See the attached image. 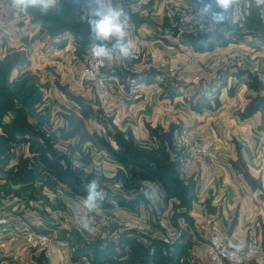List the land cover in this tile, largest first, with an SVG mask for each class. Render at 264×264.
Segmentation results:
<instances>
[{
  "label": "rangeland",
  "instance_id": "obj_1",
  "mask_svg": "<svg viewBox=\"0 0 264 264\" xmlns=\"http://www.w3.org/2000/svg\"><path fill=\"white\" fill-rule=\"evenodd\" d=\"M67 1H70L69 5L73 4L77 8L73 9L74 16L69 15L65 8L61 7ZM208 2L210 0H111L110 6L119 5L131 17L125 29V39L131 51L127 58L114 53L111 60H104L95 68L98 62L89 51V45L93 41L88 39L89 26L84 15V10L91 0H55L49 7L50 10L43 14L38 9L21 11L15 6L14 0H0V90L4 91L7 100H10L5 111L3 108L0 109L5 112L0 116V123H9L6 127L0 124V141L9 147V151L6 152L0 149V160L2 155L13 153L14 143L7 141L8 136L16 137L15 132H26L27 135L36 137L41 141V145L50 150V155L62 163L65 171L74 177L77 184L87 188L93 179L99 178V189L107 193L122 197L130 189L149 202L154 201V195L142 185L146 179H136L134 183L138 185L137 188H126L108 175L109 161L105 158L120 163L102 145L100 139L117 150L118 146L111 135L119 132L126 140L131 137L138 150L145 152L161 147L158 138L160 133L170 132L172 146L166 151L168 155H178L181 169L194 157L211 155H256V161L260 163L264 155V134L260 135V139L255 138L256 144L249 145L250 148L238 143L227 145L220 141L218 127L220 118L226 116L228 109H239L237 114L239 116L264 98V0H235L223 24L214 23L211 13L206 14L202 11ZM30 11L37 13V16L51 18L56 23L68 27L70 31H62L51 23H34ZM32 25H40L41 29L30 37L29 28ZM71 31L83 35L87 38L86 41L78 44ZM63 35L73 39L70 50L60 56L45 57L40 45L44 41L49 42ZM193 37L205 43L196 46L204 47L203 50H196L195 46L190 44V38ZM246 38L260 41L263 49L251 51L236 47L237 41ZM228 39L229 42L223 45L226 47L223 51H220L223 46L207 48L208 44ZM114 42L115 38L104 43L111 48ZM30 63L37 68L31 69ZM226 72L229 76L224 78ZM111 74L115 78L108 80L107 77ZM138 76L140 78L153 76L158 79L153 84L157 91L152 97L154 103L144 117L140 116L138 103L133 102ZM113 84L125 94L126 89H129L128 97L134 107L123 110L118 102L110 106L109 96L112 95L114 100L121 97L116 93ZM52 88L65 94L75 106L68 104L72 106L71 109L63 108L62 112L58 111L50 124L44 123L41 114L43 111L47 114L48 107L45 106V110L35 112L33 106H29V97L32 96V101L36 99L37 103L43 105L45 94ZM77 88L79 95L75 92ZM22 89L24 93L20 92L16 97L18 94L16 92ZM173 96L177 97L173 99ZM53 99L51 95V100L47 97L44 101L52 110L57 104ZM174 100L179 103L178 106L169 104V101L173 103ZM114 105L115 110L112 108ZM76 106L79 107V112L82 107H87L88 113L83 119L79 116V128L75 124L78 121L74 116ZM55 108L61 110L62 107L55 105ZM260 109L262 117L255 129L257 132L264 131V105ZM156 110L157 112L153 114ZM192 112L197 118H193ZM64 116L67 119L63 121ZM191 121L195 125L199 123L198 121L200 125L207 123L211 129L207 127L202 134H198L200 131L192 134L182 127L184 123ZM65 122L68 127L66 133L61 136L60 129L65 127V124L63 126L61 123ZM143 127L148 134L146 140L140 137ZM149 128L158 129L159 135L152 138ZM20 129L24 131L20 132ZM240 135L243 136L244 133L241 132ZM186 155L193 156L186 162L185 158L188 157ZM121 167L133 169L123 164ZM12 170L13 168L8 169L0 176V195L5 194L3 191L7 188L12 191L18 190L13 189L8 178ZM246 176L252 180V195L256 194L259 195L258 198L264 199V188L260 181L250 174H245L247 179ZM153 179L150 178V181ZM29 197L47 200L52 213L62 215L58 216L65 227L62 231L85 244L104 242L106 238L104 235L117 236L118 231L128 232L125 231L128 223L136 226L132 233L143 236L146 231L145 223L130 221L124 215H116L107 207L99 206L89 211L84 204L78 203L74 196H70L68 190L44 196L32 188ZM11 208L13 207L10 203L0 205V229L8 224V215L3 217V213H9ZM25 210L29 212L27 206ZM27 219L23 220L34 222L29 217ZM161 220L169 227H176L168 218L160 217L157 219L159 228ZM80 221L87 227L81 226ZM24 223L17 233L21 239L14 241L17 243L16 246L12 245L14 242L1 243L0 240V264H48L47 255L52 241L61 230L36 234L29 222ZM38 223L39 220H35V225ZM97 227L100 228L99 235H93L88 231L89 228ZM244 228H247V234L251 236L246 242L251 244L250 246L258 247L260 252L242 249L239 245H242V242L237 239H234L236 245L229 247L241 257L240 264H262L264 225L244 224ZM160 231L163 238L164 231L161 228ZM257 231H260V235L256 234ZM219 234L227 239L226 231ZM28 235L33 236L32 241L27 240ZM114 240L117 239L111 241ZM15 248H20L22 252L31 249L35 254L30 258L26 254H12Z\"/></svg>",
  "mask_w": 264,
  "mask_h": 264
},
{
  "label": "crops",
  "instance_id": "obj_2",
  "mask_svg": "<svg viewBox=\"0 0 264 264\" xmlns=\"http://www.w3.org/2000/svg\"><path fill=\"white\" fill-rule=\"evenodd\" d=\"M40 29V25L30 26L29 36L36 35ZM72 42V37L63 35L49 42L44 41L40 47H42L44 56L48 58L53 55L60 56L61 54H65V52L70 50ZM235 44L238 48L241 47L251 51L263 49L260 41L251 38L242 39ZM225 49L226 47L223 46L220 48V51ZM32 63L29 64L30 68L36 69L37 67L32 66ZM232 75L234 76L235 74L233 73ZM224 76V78H227L229 73L226 72ZM113 77L115 78V76L111 74L107 78L111 80ZM136 78L137 85L135 86L136 90L133 96V102L135 101V103H138L140 116L144 117L145 115L147 116L148 110L152 108V104L154 103L152 97L155 93L157 94V91L153 87V84L157 82L158 79L153 76L146 78H140V76H138ZM120 80L124 82L122 79ZM145 84L147 86H144ZM112 86H115L116 93L121 95V97L118 99L115 98L114 100L113 97H111L112 95L109 96L108 103L110 102V106L118 102L123 110L130 109L132 106L134 107V105H131L130 97H128L130 94L129 89H126L127 94H125L120 92L116 88V85L113 84ZM75 92L79 95V88H77ZM51 95L54 97L53 100L57 101L55 105H61V110L60 108H55V105L52 110V107H50L48 103L44 104L47 97L51 100ZM176 97L177 96H173L172 98L175 99ZM45 99L43 100V105L37 103L33 106L35 112L45 110V106L48 107V109H46L47 114L45 111L41 113L43 114L44 123L49 122L51 124V119L54 118V115H57L56 113H58V111L62 112L63 108H72V106L68 104H74L67 99L65 94L63 95L55 88L50 89L49 93L45 94ZM176 100L172 101L173 103L169 101V104H173L174 107L178 106L179 103H177ZM163 101L164 100L161 102L162 104ZM156 104L157 102H155V105ZM112 108H116L115 105ZM260 110L261 109L252 114V116L243 119L237 115L239 109H228L225 114L226 116L220 118L219 121L220 141L227 145H235V143H238L244 147L256 144V139H260V135L264 134V131L257 132V130H255L257 126H259L258 124L262 117ZM74 111L76 113L74 116L78 118L75 124L76 127L79 128V116L82 117V119L84 116L81 109L79 112V107L76 106ZM154 112H157V110L153 111V114ZM192 115L194 119L197 118L194 112H192ZM157 118L156 120H158ZM66 119L67 117L64 116L63 121ZM200 120L203 121L204 119ZM198 122L199 123L196 125L193 121L184 123L182 127L192 134L196 133V131H200L198 134H202L207 127L211 129L209 124L207 125V123H205L204 125H200V121ZM62 124L63 126L65 124V127H61L60 129L59 133L61 136L66 133V127H68L66 122L61 123V125ZM241 132L244 133L243 136L240 135ZM257 133L259 135H257ZM140 137L143 140L148 138L147 131L144 127ZM17 138H19L18 142L12 145L13 153L8 155V164L2 165L0 162V176L1 174L4 175L8 169H15L21 160L36 162V157H34L35 155L31 152V148L33 143H40L41 141L30 134L25 135L22 139L20 137ZM5 156L6 155H2L0 161H3ZM103 157L105 158V156ZM105 160L109 161L107 166V171H109L108 175L115 178L117 170L122 168L121 165L107 158H105ZM245 174H250L251 177L259 180L264 188V155L260 163L256 161V155L232 154L194 157L181 169L180 174L186 184L190 182L195 185L194 196L191 200L187 201V206L183 204V201L177 198L166 199V194L156 179L142 182V185L149 189L154 195L153 202L146 201L144 197H142L143 199L141 198L142 200H139L138 198L140 196L136 194L134 190L130 191L129 189L124 196L116 197L98 188L97 191L101 193L103 199L97 200V203L99 206L112 209L116 215H124V217L130 219V221L136 220L145 223L146 231L143 236L136 234L139 242L143 246L149 245L151 241H161L162 233L157 225V219L160 217L163 219L168 218L175 226H178L180 219H184L187 224V229L182 239L173 245H168V248L163 252L162 258H159L155 264H211L202 249V243L213 235L221 236L219 233H224L225 231L229 245L235 246L236 242L234 239H237L242 242V245L238 243L242 249L260 252L258 247L250 246L251 244L246 242L247 239H251V236H248V231L247 228H244V224H252L253 226L261 223L264 225V199L258 198L259 195H252V184L245 178ZM11 183L13 189L18 190L12 191L7 188L3 191L5 194L0 195L1 206L5 203H10L13 207L8 211L9 213H3V217L8 215L7 218L9 222L0 229L1 243L19 241L21 239V236L17 234L19 229L25 225L24 222H29L32 231L36 234H46L50 231L61 230V232L58 231L57 238L52 241L47 255V258H49L48 264H110L101 262L102 258L97 254L101 252V250L98 249V252L96 251L94 247L96 243L85 244L79 241V239L70 237L65 231H62L65 229L59 220V217L62 215L53 214L47 200H38L29 197L32 188L37 189V191L44 196L53 193L59 194L68 190V194L74 196L77 202L81 204H84L83 202L87 196L71 194L67 187L61 185L59 187H63V190L58 189L54 191L49 187L42 186L39 181H11ZM25 206L28 207L29 212L25 210ZM20 212L23 213L20 214ZM28 217L34 222L23 220H28ZM35 220H39L38 225H35ZM58 224L61 225L59 226ZM125 233L127 232H116V239ZM256 234L260 235V231H257ZM111 242L114 248L110 251V255L114 262H118L119 264H132L133 262H136L135 264H141V261L131 254H126L121 258L117 257V240ZM12 245L16 246L17 243L14 242ZM153 252L154 248L150 249V254ZM12 254H26L28 258H30V256H33L35 253L34 250L31 251V249L22 252L20 248H15L12 250ZM114 262L112 264H115ZM262 264H264V261Z\"/></svg>",
  "mask_w": 264,
  "mask_h": 264
},
{
  "label": "trees",
  "instance_id": "obj_3",
  "mask_svg": "<svg viewBox=\"0 0 264 264\" xmlns=\"http://www.w3.org/2000/svg\"><path fill=\"white\" fill-rule=\"evenodd\" d=\"M68 2L70 3V1H67L65 5L63 4L61 7L65 8L66 12L69 13V15H73V9L76 7H74L73 4L69 5ZM30 14L33 16L34 23H51L53 26L61 29L62 31H70L68 27L63 26L61 23H56V21L52 20L51 18H45L39 15L37 16V13L31 11ZM72 34L75 36V40L78 44L83 43V41H86L87 39L86 37H83V35H80L74 31L72 32ZM190 41V44L195 46L194 48L196 50H203L202 48L204 47L199 48L196 46L205 43L199 42V40L195 37L190 38ZM228 42L229 39L228 41H216L213 44H208L209 46H207V48L213 46H223ZM4 81L5 80H3V83ZM4 87L6 86L4 85ZM4 87L2 89H4ZM20 92L24 93V90L22 89V91L16 92L18 94L15 96L18 97L20 95ZM6 97V93L0 90V109L3 108L4 111L10 101L7 100ZM29 98V106H34L37 104L38 101L36 99L32 101V96H30ZM262 105H264V98L260 99L259 103L254 105V107H250V109H248L244 113L239 114V117L244 119L252 116V114L258 111ZM3 110L0 111V116L5 114ZM86 110L87 107L81 108L84 117L88 116ZM0 124L6 127L9 123ZM149 130L152 138L159 135L157 132L159 131L158 129L149 128ZM19 131L22 132L24 130L20 129ZM15 134H17L16 137L15 135H12V137L8 136L7 141L16 144L19 140V138L17 137H20L22 139L25 135H27L26 132H15ZM111 136H113V139L118 146L117 150H115L109 143L105 142L102 139H100V142L117 159V161L121 165L123 164L125 166L133 168L118 169L114 178L117 182L122 183L123 186H125L126 188H137L138 185L136 186L134 183L136 179L150 180V178H154L161 186L162 190L165 192L166 199L177 198L183 201V204L185 206L188 205L187 201L191 200L194 196L195 185L190 182L186 184L185 181L181 178V168L177 159L178 155H168L166 151V149L169 150L168 147L171 148L172 146V137L170 132L163 134L160 133L158 138L160 140V143L162 144L161 147L156 149L154 148L145 152H140L138 150L137 146L134 143V140L131 137L129 138V140L127 139V141L124 135L119 132H116V135ZM7 146L8 145L2 144L0 141V149H3V151L5 152L9 151V147ZM49 151L50 150L45 145L33 143L31 152L35 155L34 157H36V162L21 160L15 167V169H13L9 173V180L17 182L39 181L42 186L49 187L54 191L58 189L63 190V187H59L61 185L67 187L71 194L88 196V189L83 187L82 185L77 184L75 182L74 177L71 174L67 173V171H65L62 163L59 162L58 159L52 157ZM4 155L6 156L1 162L2 165H6L9 162V154L6 153ZM246 177L249 183L252 184V180L250 179V177ZM141 198L142 196H140L138 199L142 200L143 198ZM94 247L96 251L98 249L101 250V252L97 251V254L100 255V257L102 258L101 262H107L110 264L114 262L110 255V251L114 248V245L111 241L97 242ZM117 247V257L121 258L126 254H131L135 258H138V260L141 261V264H155V262L159 260V258H162L163 252L168 248V245L164 244L162 241H151L149 245L143 246L139 242L138 236L136 234L132 232H127L125 234H122V236L117 239ZM152 248H154V252L150 254V249ZM114 263L119 264L118 262Z\"/></svg>",
  "mask_w": 264,
  "mask_h": 264
},
{
  "label": "clouds",
  "instance_id": "obj_4",
  "mask_svg": "<svg viewBox=\"0 0 264 264\" xmlns=\"http://www.w3.org/2000/svg\"><path fill=\"white\" fill-rule=\"evenodd\" d=\"M55 0H14V4L21 11L28 9H38L42 14L46 13ZM111 0H91L85 8L84 15L89 26L88 39L93 41L89 45L91 55L102 64L104 60H111L114 53L121 57H129L130 46L126 41L125 29L131 20L130 15L123 8L110 6ZM235 0H210L205 3L204 13H211V19L216 24H223L227 19V13L232 8ZM94 5V7H93ZM115 38L111 48L104 42ZM100 41V43H95ZM100 186L99 178L93 179L88 185V196L84 200V206L92 211L99 207L97 200H102L103 196L97 189ZM87 227V225H85Z\"/></svg>",
  "mask_w": 264,
  "mask_h": 264
},
{
  "label": "built area",
  "instance_id": "obj_5",
  "mask_svg": "<svg viewBox=\"0 0 264 264\" xmlns=\"http://www.w3.org/2000/svg\"><path fill=\"white\" fill-rule=\"evenodd\" d=\"M98 66L99 63L95 65V68H97ZM186 156H188L185 158V161L187 162L193 155H186ZM79 224L81 226L86 225L83 221H80ZM159 226L164 231V236L163 238H161V240L166 245H173L177 241L181 240L185 230L187 229V224L184 219H180L178 226H176L175 228L169 227L164 222V220H161L159 222ZM135 228H136L135 225H133L132 223H128L126 225L125 231L132 232V230ZM88 231L93 235L100 234V228L98 227L96 229L89 228ZM105 236H106L105 241H111L117 238V236H112V235L111 236L104 235V237ZM32 239H33L32 235L27 236L28 241H32ZM202 249L212 264H240L242 260L237 253L231 250L227 239L222 236H218V235L211 236L202 243Z\"/></svg>",
  "mask_w": 264,
  "mask_h": 264
}]
</instances>
